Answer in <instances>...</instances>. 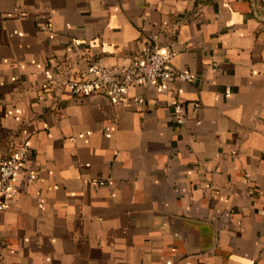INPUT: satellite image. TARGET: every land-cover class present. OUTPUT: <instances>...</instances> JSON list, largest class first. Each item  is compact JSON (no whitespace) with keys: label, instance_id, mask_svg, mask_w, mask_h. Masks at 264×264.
Returning a JSON list of instances; mask_svg holds the SVG:
<instances>
[{"label":"crops","instance_id":"obj_1","mask_svg":"<svg viewBox=\"0 0 264 264\" xmlns=\"http://www.w3.org/2000/svg\"><path fill=\"white\" fill-rule=\"evenodd\" d=\"M153 46L193 79L70 92ZM20 143L0 264H264V0H0V162Z\"/></svg>","mask_w":264,"mask_h":264},{"label":"built area","instance_id":"obj_2","mask_svg":"<svg viewBox=\"0 0 264 264\" xmlns=\"http://www.w3.org/2000/svg\"><path fill=\"white\" fill-rule=\"evenodd\" d=\"M172 58L171 50L153 46L128 65L92 64L86 73L71 77L67 81V86L76 97L103 95L113 100H119L130 84L157 83L165 85L175 80H192L193 75L190 72L179 70L173 66ZM175 110L179 113L178 121H182L180 116L182 105L177 103ZM28 153L29 146L26 143L13 144L0 162L1 196L8 197L16 193L14 188L16 171L22 166ZM27 177L28 180H32L33 174L28 172ZM5 208L6 204L0 203V210Z\"/></svg>","mask_w":264,"mask_h":264}]
</instances>
